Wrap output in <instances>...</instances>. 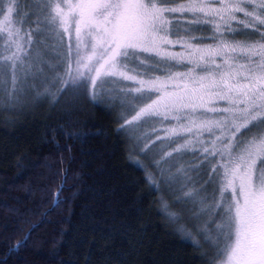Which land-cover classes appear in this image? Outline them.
Wrapping results in <instances>:
<instances>
[{
    "label": "snow or ice",
    "instance_id": "1",
    "mask_svg": "<svg viewBox=\"0 0 264 264\" xmlns=\"http://www.w3.org/2000/svg\"><path fill=\"white\" fill-rule=\"evenodd\" d=\"M0 11L6 104H20L26 93L53 107L69 96L68 105L81 98L109 105L117 133L134 140L140 155L152 153L136 167L148 194L160 193L158 214L180 218L169 196L175 169L209 217L201 232L215 226L226 236V264H264V0H39L31 18L18 0H7ZM124 82L135 86L117 87ZM163 164L169 175L158 181ZM66 179L45 216L67 200ZM208 186L210 201L201 195ZM26 222L27 231L14 230L23 235L9 253L27 247L40 226ZM205 255L206 264H217Z\"/></svg>",
    "mask_w": 264,
    "mask_h": 264
},
{
    "label": "trees",
    "instance_id": "2",
    "mask_svg": "<svg viewBox=\"0 0 264 264\" xmlns=\"http://www.w3.org/2000/svg\"><path fill=\"white\" fill-rule=\"evenodd\" d=\"M65 101L21 115L0 110V264H206L208 255L158 214L160 193L148 194L110 106ZM65 174L67 200L45 216ZM26 221L40 226L9 253Z\"/></svg>",
    "mask_w": 264,
    "mask_h": 264
},
{
    "label": "rangeland",
    "instance_id": "3",
    "mask_svg": "<svg viewBox=\"0 0 264 264\" xmlns=\"http://www.w3.org/2000/svg\"><path fill=\"white\" fill-rule=\"evenodd\" d=\"M7 0H0V8H2L3 4L6 3ZM39 0H18L19 3V11L22 14H27L30 17V13L34 10V5L38 3ZM0 15H2V11H0ZM31 18V17H30ZM25 28L28 27L27 24L24 25ZM3 34L0 33V36ZM53 45L52 49H48L50 55H56L57 49L55 48V41H50ZM0 50H2V40H0ZM26 70V66H21L17 68L18 76L23 79L24 72ZM10 79V78H9ZM112 83V82H109ZM135 85L130 82H124L117 87H134ZM5 88L10 89L11 83L9 82L5 85L2 81H0V110L5 111H15L18 115L22 113L29 112H37L40 108L44 106L46 102L37 103L35 100L28 101L24 98L26 93H24L21 97V103L16 105L6 104L4 102V90ZM23 91V90H22ZM131 140V150L132 154L136 157V162L139 161L141 165H147L149 163V159L152 156V153H149V157L146 158L139 154V150L137 148L136 142ZM159 147H157L156 151H159ZM186 161H191V156H185L183 158ZM161 167L164 169V174L161 176L160 172H157V180L161 181L162 179L168 178V168L169 164H163ZM172 173L174 174V179L170 182V190L169 196L170 200L173 202V210L179 214V220L173 221L178 225L182 224L185 226L186 231L184 235L189 238L191 241L196 243L204 253H209L216 257L217 264H221L224 262L226 264L227 254H226V236L222 233H219L214 230L215 226H212L211 234H204L201 232V225L204 220H207L209 217L206 214V210H201V206L198 200H193L189 198L186 194L189 191V188L192 187V183L185 178L183 173H177L175 169H172ZM188 176L192 178L193 181L199 180V176L195 173H188ZM206 179V177H205ZM161 188H168L167 184H160ZM196 188H201L203 186V182L196 183ZM201 195H206L211 200L212 190L211 187L208 186L206 192H202ZM197 217H200L198 219Z\"/></svg>",
    "mask_w": 264,
    "mask_h": 264
}]
</instances>
